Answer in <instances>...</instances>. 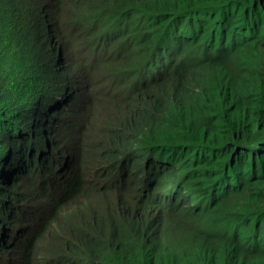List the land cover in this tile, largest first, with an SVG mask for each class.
Instances as JSON below:
<instances>
[{
	"label": "trees",
	"instance_id": "16d2710c",
	"mask_svg": "<svg viewBox=\"0 0 264 264\" xmlns=\"http://www.w3.org/2000/svg\"><path fill=\"white\" fill-rule=\"evenodd\" d=\"M0 153V264L45 242L47 264H264V0H0ZM130 161L151 168L143 199L85 189L117 164L125 189ZM221 185L241 238L183 222Z\"/></svg>",
	"mask_w": 264,
	"mask_h": 264
},
{
	"label": "clouds",
	"instance_id": "9594fccd",
	"mask_svg": "<svg viewBox=\"0 0 264 264\" xmlns=\"http://www.w3.org/2000/svg\"><path fill=\"white\" fill-rule=\"evenodd\" d=\"M165 153H169V155L165 158V159H167L171 155L170 152L166 151L164 153H159V154H161L162 158H163V155ZM0 155H1V153H0ZM165 159L163 158V160H165ZM145 164H143L141 162H131V161L129 162V165H130L132 172H133V174H130L129 177L134 181V183L131 185H128L125 189H123L121 186L123 171H122V167L120 164L105 168L103 171H101L100 176L98 178H93V180L97 184L96 186H98L101 189L108 192V195L110 196V200H108L109 201L108 203H110L111 201H114L116 199H122V201H134V202L139 201L146 196V194L148 192L150 176L152 175L151 168L147 165V163H145ZM183 165H185V164H183ZM181 172H183V170H181ZM228 177L226 179V183L228 185H230V181L233 180L232 179L233 177L231 176L232 177L231 179H228ZM89 181L92 182L91 180H89ZM231 187L232 186L230 185V189H231ZM220 188L221 189L219 190V192L216 193L215 195H213L212 198L209 200H206V199H203L201 201L194 200L192 203H187V204L192 205V206H198V207L206 206L207 211H208V206H209L210 201H212V200L221 201V200L225 199V198L220 199L224 185H221ZM159 199H161L163 201L165 208H167L168 203H170L172 201H175L179 205L185 204L183 199L176 200L174 196L169 194V192L165 193ZM178 202H180V203H178ZM200 202H206V204L205 203L200 204ZM50 216L51 215H47L46 217H50ZM90 217L91 216H85V217H81V218L83 220V219H88ZM185 218H187V217H183V220H185ZM46 222L47 221H45V223ZM233 223L222 222L221 226H217V228H218L217 232H212L211 234L221 235V237H222L224 235H230L233 233L234 235H236V237L241 238V235L236 232V229L228 228V227H231V225ZM67 226H68V224L65 222V227H67ZM200 226H203V225H198L197 228L199 230H203V228H200ZM220 230H223V233H221ZM172 235H174V237H172ZM196 236H198V235H196ZM72 238H73V240H76L74 235ZM164 238L169 242L171 247H173L174 249H177V245L180 243V239H179L178 235L175 236L174 233L170 232L169 236L164 237ZM199 239L200 240L195 244V246L202 241L200 237H199ZM263 241H264V236H262L259 240H255L254 243L251 245L255 248H258L259 251L257 252V254L258 253L264 254V248L261 246ZM70 247L72 249L73 246H70ZM37 255L38 256L36 257V259L38 261V264H47L48 263V259L50 257V254L48 252V248L44 249L41 253H37ZM70 255H73V250L70 251Z\"/></svg>",
	"mask_w": 264,
	"mask_h": 264
},
{
	"label": "rangeland",
	"instance_id": "374dc122",
	"mask_svg": "<svg viewBox=\"0 0 264 264\" xmlns=\"http://www.w3.org/2000/svg\"><path fill=\"white\" fill-rule=\"evenodd\" d=\"M94 119L97 120L96 117ZM98 120H100V122L103 121V116L101 114H99ZM105 120L109 121L108 117L104 115V121ZM89 128H90V125H88V127H86V130H87L86 133L89 132ZM74 143H75V145H78V142L74 141ZM8 150L9 149L5 150V152H7ZM5 152H3V153H5ZM168 155H169V153H165L163 155V158L165 159ZM253 165L254 164H251V166H253ZM231 178L232 177H228V179H231ZM91 181L92 182H90V181H84L83 182V185H84L85 189L90 190V191H92L93 193H95L97 195H102V196H104V197H106L107 199L110 200V196L108 195V192L103 190V189H101L100 187L96 186L97 184L95 183V181L93 179H91ZM52 190L60 191L61 188L58 185V186H54L52 188ZM221 201H223V200H221ZM221 201L212 200V201L209 202L207 213L210 210L212 211V213L209 215V218L205 217V215L207 213L205 215H201L199 213L196 217L188 216L187 218H185V220H183V222L185 224L192 223V224L196 225V227L198 225H204L207 222H213L216 226H221L222 222L233 223L232 219L235 218L236 212H238L240 210L242 205L241 204H237V203H228V202L225 201L222 206H223L224 210L226 211L227 215H225L224 218H222L221 215L218 212V209L215 206L217 203H219ZM178 203H180V202H178ZM204 203L206 204V202H200V204H204ZM80 207H82V208L86 207L88 209V212H87L88 215L95 216V218H97V220L100 219L99 216H102L101 213L94 211L91 207H87V204H83ZM52 208H53V211H55V212H59L60 211L59 208H55L54 206H52ZM49 212H51V214H47V215H51V216L50 217H46L47 216L46 215L45 217H43L41 219V221H43L44 225L48 226V228L50 230H53V229H56V228H64L65 227V220L67 219V216L68 215L70 216V215L74 214L75 211L73 210V212H69V214L66 216L65 219L63 217H59L60 215H57L56 213H53L52 211H49ZM39 215H40V213H38V215L36 217V220L39 219ZM45 221H47V222L45 223ZM156 230H157V232L161 231V227L159 226V228H157ZM172 231H177L178 233L188 232L190 234V231H188V229H186V227H184V226L183 227L175 226V228ZM220 231H221V233H223V230H220ZM172 233H174V232H172ZM65 234L69 235L68 232H66ZM175 236H176V234H175ZM72 237L73 236H69V239H70V241H72L73 245H75V247H77L80 244L81 241L80 240L79 241L73 240ZM172 237H174V235H172ZM199 240L200 239H199L198 236H196L194 234L192 236L189 235V242L192 243L194 246ZM51 242H53V241H51ZM55 242H57V241H55ZM220 244H221V242H218V249L219 250H220ZM47 245H48V243H46V242L43 243V250L48 248ZM167 245H169V244H167ZM177 249L179 250L178 253L180 254V257L182 259H185L189 255L187 252L181 251V241L177 245ZM71 250L72 249L70 247V251ZM171 250H173L172 247H171ZM41 252H38V253H41ZM257 263L258 262H254V264H257Z\"/></svg>",
	"mask_w": 264,
	"mask_h": 264
}]
</instances>
